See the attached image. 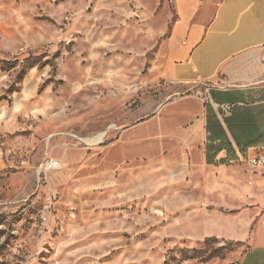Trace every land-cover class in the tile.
I'll return each mask as SVG.
<instances>
[{"label":"rangeland","instance_id":"1","mask_svg":"<svg viewBox=\"0 0 264 264\" xmlns=\"http://www.w3.org/2000/svg\"><path fill=\"white\" fill-rule=\"evenodd\" d=\"M175 21L173 0H0V264H240L262 237L264 167L203 166L193 93L162 77Z\"/></svg>","mask_w":264,"mask_h":264},{"label":"crops","instance_id":"2","mask_svg":"<svg viewBox=\"0 0 264 264\" xmlns=\"http://www.w3.org/2000/svg\"><path fill=\"white\" fill-rule=\"evenodd\" d=\"M162 77L192 92L189 129L203 166L224 171L264 158V0H173ZM248 164V163H247ZM240 264H264V234Z\"/></svg>","mask_w":264,"mask_h":264},{"label":"built area","instance_id":"3","mask_svg":"<svg viewBox=\"0 0 264 264\" xmlns=\"http://www.w3.org/2000/svg\"><path fill=\"white\" fill-rule=\"evenodd\" d=\"M247 163L250 166H254V167H264V158L260 157V156L250 157L247 160ZM49 165H50V168H56V166H59V163H57V164L51 163Z\"/></svg>","mask_w":264,"mask_h":264},{"label":"bare ground","instance_id":"4","mask_svg":"<svg viewBox=\"0 0 264 264\" xmlns=\"http://www.w3.org/2000/svg\"><path fill=\"white\" fill-rule=\"evenodd\" d=\"M105 134H102L96 138H93V139H86L84 140V142L90 146H93V145H97V144H101L104 139H105Z\"/></svg>","mask_w":264,"mask_h":264}]
</instances>
